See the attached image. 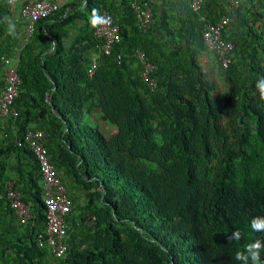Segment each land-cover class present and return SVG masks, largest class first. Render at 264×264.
<instances>
[{
    "label": "trees",
    "instance_id": "trees-1",
    "mask_svg": "<svg viewBox=\"0 0 264 264\" xmlns=\"http://www.w3.org/2000/svg\"><path fill=\"white\" fill-rule=\"evenodd\" d=\"M136 1L143 0L60 6L35 24L27 43H18L8 34L11 5L0 0V87L2 58L10 65L18 59L21 78L9 117H0V264H240L237 251L264 242V232L251 226L253 218L264 217L259 52L247 58L252 60L242 72L234 57L228 69L217 57L204 69L200 53L213 55L203 40L206 2L200 13L191 6L183 12L200 24L185 37L195 48L182 54V45L178 53L168 52L177 42L170 43L175 29L168 23L166 31L156 25L140 30ZM81 3L90 14L96 8L113 15L121 42L111 55L101 52ZM241 12L242 6L236 14ZM234 13L224 12L229 19ZM82 16L89 27L65 44ZM154 32L156 39L150 37ZM242 34L264 41L263 30ZM232 42L238 50L240 42ZM92 48L96 61L89 57ZM139 51L157 66L151 74L155 90L141 78ZM34 129L47 133L50 162L73 202L65 258L39 240L46 239L44 182L25 139ZM10 181L30 207L26 223L4 196ZM235 230L241 233L238 242L228 239ZM260 259L264 264V248Z\"/></svg>",
    "mask_w": 264,
    "mask_h": 264
},
{
    "label": "built area",
    "instance_id": "built-area-1",
    "mask_svg": "<svg viewBox=\"0 0 264 264\" xmlns=\"http://www.w3.org/2000/svg\"><path fill=\"white\" fill-rule=\"evenodd\" d=\"M251 1L255 4L260 3L264 10V0ZM7 3L11 6L18 3L22 4L21 19L27 24V38L24 39L25 43L28 42V38L34 32L35 24L41 19L52 16L60 7L57 0H7ZM204 3L205 0H190L191 9L196 13L202 11ZM132 8L136 13L140 30L144 33L148 32L155 23L151 3L148 0L134 2ZM101 15L110 16L111 23L96 27L95 36L101 42V52L105 55H111L114 47L121 42V32L111 13L104 10ZM202 20L205 21L204 18ZM229 24L230 19L228 17H223L216 23L205 22L204 24V43L208 51L216 55L223 69H228L232 63L233 51L235 49L234 44L223 37V33ZM262 30L264 32V20ZM138 58L143 65V80L150 88L155 89L157 87V80L151 74L157 70V66L147 61V57L142 51L138 52ZM2 59L5 61V65L3 67V86L0 87V117L8 118L11 113V107L19 96L21 78L17 72V68L10 65V60ZM93 65H95V69L91 74H94L97 69V64L94 63ZM93 65L90 69L93 68ZM47 137V133L42 130H30L25 136L28 147L40 163L44 182L46 239L43 240V236L41 235L40 242L41 245H46L55 257L65 258L67 252L65 239L68 233L66 217L72 211L73 202L69 198L67 189L56 168L49 160L48 150L45 146ZM14 186V181L9 182L7 192L4 196L11 201L12 207L15 209L20 222L26 223L31 219V210L23 201L20 192Z\"/></svg>",
    "mask_w": 264,
    "mask_h": 264
},
{
    "label": "crops",
    "instance_id": "crops-1",
    "mask_svg": "<svg viewBox=\"0 0 264 264\" xmlns=\"http://www.w3.org/2000/svg\"><path fill=\"white\" fill-rule=\"evenodd\" d=\"M78 1L79 0H57L59 6L61 7H64L72 3L77 4ZM148 1L150 3L151 1L153 2L156 14L158 16V19L157 20L155 19V23H154V25H156V28L166 31L167 30V27L165 25L166 22L168 23L169 28L175 29L174 37L170 35L169 40L170 43L173 42V40H177V42L174 44L173 43L170 44L168 52L171 51L177 52L180 48V46L178 45H182L185 48L182 50V54H186L188 53V50L194 49L195 47L192 44L194 41H187L188 38L185 37L188 36L190 33L195 34V32H198V28L196 27L197 24L200 23L194 19L192 21H189L186 17L183 16L184 14L183 12L186 10V7L190 6V0H148ZM245 1L246 0H205L207 4L205 10L206 14H204V16L202 17L204 18L205 21L203 20L202 21L204 23L205 22L212 23V21H216V20L219 21L224 16L230 17L229 15L224 14V12L232 14L235 11V13L233 14V18H230L232 19V22H234V24H230V26L226 29L227 41L232 42L233 40H236L238 43L240 42V46L238 50L236 51L234 50V59L236 60V62H238L239 70L242 72L244 71L247 62H251L252 60L250 59L248 61L247 58H249L250 55L255 54L254 51L256 50L259 53L258 55H256L257 63H255V65L257 66L260 65L259 70H261L262 72V70L264 71V41L259 40L258 42H253L254 41L253 37L250 34H248V36L247 35L245 36L242 33L247 34L248 31H250V29L252 28V29H256L257 32L261 34L262 23L264 20V10L260 3L255 4L251 2V4H249L250 3L249 1L251 0L249 1L247 0V4H246ZM120 2L121 0H115V3L117 5H119ZM79 5L81 6L79 10H85V13H83V15H85V20H89L91 14L88 11H86L84 7L85 4L83 3L82 5L81 3ZM240 6H242L244 11L246 12H241L240 14H236ZM21 7L22 4L20 3L10 6V15L8 19V23L10 20L12 23L15 24V35H12V37L16 39L18 43L19 42L22 43V41H24L26 36V25H27L26 22L21 19ZM250 8H252V12H249ZM72 12H75V9ZM195 22H197V24ZM247 22H249V24H247ZM87 25L89 24L85 23L83 16L81 17V19H78L77 22L69 29L70 32L69 37L63 39L65 44L71 45L76 39H78V36L81 34L80 30L87 29L89 27ZM157 36H159V33L154 32L153 35H151L150 37L151 38L155 37L154 39H156ZM234 46L236 49L235 44ZM96 51L97 49L92 48L90 49L89 52V57L93 61H96L98 58ZM215 57L216 56L213 54L212 57L210 58L208 56V52L200 53L199 59L204 69L208 68V63H209L208 60L210 62H213L212 58ZM17 65H18L17 58L11 60L12 67L17 68ZM262 73L264 74V72ZM262 77H264V75Z\"/></svg>",
    "mask_w": 264,
    "mask_h": 264
},
{
    "label": "clouds",
    "instance_id": "clouds-1",
    "mask_svg": "<svg viewBox=\"0 0 264 264\" xmlns=\"http://www.w3.org/2000/svg\"><path fill=\"white\" fill-rule=\"evenodd\" d=\"M89 22H90V24H91V26L93 28H96V27H99V26H102V25H108V24H110L111 23V17L110 16L101 15L98 9L93 8L92 9V12H91V16H90ZM8 34L9 35H15V24L12 23L10 20H9V23H8ZM233 57H234V51H233ZM233 57H232V61H233ZM94 63H96V62H94ZM94 69H95V65H93V68L89 70L90 74L94 71ZM141 78H142V73H141ZM157 87H158V82H157ZM157 87L155 89H157ZM150 89L151 90H155L153 88H150ZM256 89L258 90V93H259V101L262 102V103H264V77H260L256 81ZM251 226H252V228H253L254 231L264 232V217H255V218H253V220L251 222ZM228 239L229 240H234V241H237L238 242L241 239V233H240V231L239 230L233 231L228 236ZM39 240H40V237H39ZM262 248H264V242H262L260 240H256L253 243H249L245 247L244 251H237L236 254H235V258H236V260L240 261V264H261L260 252H261V249Z\"/></svg>",
    "mask_w": 264,
    "mask_h": 264
}]
</instances>
